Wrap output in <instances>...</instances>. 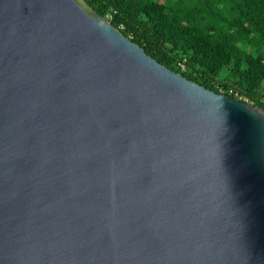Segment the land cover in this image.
<instances>
[{"label":"water","instance_id":"obj_1","mask_svg":"<svg viewBox=\"0 0 264 264\" xmlns=\"http://www.w3.org/2000/svg\"><path fill=\"white\" fill-rule=\"evenodd\" d=\"M0 264H264V110L85 0H0Z\"/></svg>","mask_w":264,"mask_h":264},{"label":"trees","instance_id":"obj_2","mask_svg":"<svg viewBox=\"0 0 264 264\" xmlns=\"http://www.w3.org/2000/svg\"><path fill=\"white\" fill-rule=\"evenodd\" d=\"M85 1L160 64L264 110V0Z\"/></svg>","mask_w":264,"mask_h":264},{"label":"built area","instance_id":"obj_3","mask_svg":"<svg viewBox=\"0 0 264 264\" xmlns=\"http://www.w3.org/2000/svg\"><path fill=\"white\" fill-rule=\"evenodd\" d=\"M108 19H111V17L109 16ZM121 28H123V27H121ZM182 70H185V67L184 66H182ZM229 93L230 94H233L234 92H233V90H230ZM235 94H236V98L242 101V98L237 93H235Z\"/></svg>","mask_w":264,"mask_h":264}]
</instances>
